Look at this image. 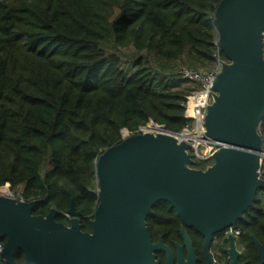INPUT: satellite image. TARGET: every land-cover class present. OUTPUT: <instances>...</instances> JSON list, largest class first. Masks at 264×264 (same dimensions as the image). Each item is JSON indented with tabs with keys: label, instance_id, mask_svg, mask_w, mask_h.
Here are the masks:
<instances>
[{
	"label": "trees",
	"instance_id": "1",
	"mask_svg": "<svg viewBox=\"0 0 264 264\" xmlns=\"http://www.w3.org/2000/svg\"><path fill=\"white\" fill-rule=\"evenodd\" d=\"M219 2L0 0V189L38 201L34 215L57 210L64 225L73 203L91 233L96 161L122 131L149 122L176 134L192 128L184 104L198 86L178 71L206 73L226 61L213 25ZM146 223L153 243L180 242L168 203ZM14 261L26 264L20 252Z\"/></svg>",
	"mask_w": 264,
	"mask_h": 264
},
{
	"label": "water",
	"instance_id": "2",
	"mask_svg": "<svg viewBox=\"0 0 264 264\" xmlns=\"http://www.w3.org/2000/svg\"><path fill=\"white\" fill-rule=\"evenodd\" d=\"M213 25L217 46L226 61L213 83L212 103L203 121V140L211 147L212 164L194 169L191 144L182 135L122 136L95 165L97 206L91 233L81 231L82 214L71 204L69 225L56 221L59 212L34 215L38 201L22 202L0 195V264H15L20 252L26 264H161L156 254L175 258L162 239L153 243L146 220L158 203H168L182 224L187 247L176 244V264H194L184 228L204 238L236 225L264 191V0H220ZM233 246L234 238L230 237ZM257 245V241L255 240Z\"/></svg>",
	"mask_w": 264,
	"mask_h": 264
},
{
	"label": "flooded vegetation",
	"instance_id": "3",
	"mask_svg": "<svg viewBox=\"0 0 264 264\" xmlns=\"http://www.w3.org/2000/svg\"><path fill=\"white\" fill-rule=\"evenodd\" d=\"M238 224L243 226V230L237 228ZM238 224L235 227L239 230L238 235H226L224 231L214 235L205 254L204 238L193 229L184 228L191 242V249L195 258L194 264H264V191L257 193L253 206L244 214L243 219ZM181 229L180 242H172L171 245H168L164 243L162 236L155 242L156 244L162 239L163 244L175 258L174 264L177 263L178 255L176 244L182 246V254L185 260L188 255L187 247L184 246L181 235ZM248 229H254L257 232V236L248 234ZM230 237L234 238L233 246ZM157 254L162 257L161 264H165L166 254L163 252Z\"/></svg>",
	"mask_w": 264,
	"mask_h": 264
},
{
	"label": "built area",
	"instance_id": "4",
	"mask_svg": "<svg viewBox=\"0 0 264 264\" xmlns=\"http://www.w3.org/2000/svg\"><path fill=\"white\" fill-rule=\"evenodd\" d=\"M261 41L264 48V33L262 34ZM221 63L222 61H218L215 69L206 73L197 72L187 68H184L179 72L181 78L186 79L198 86V90L196 92L186 97L184 104V120L190 125L192 123V128L190 130H184L182 133H178L182 135L181 138H179L180 140L191 144L192 149L188 153L193 156L194 161H211V147L207 146L206 141L203 140V136L205 134L203 121L206 114V108L212 103V87L215 77L220 71ZM162 130L165 129L154 124L153 122H149L146 126L140 127L136 134H157ZM201 148H204V150H201ZM259 176L262 177V171L259 172ZM7 196L14 199L12 193H8ZM224 232L226 235L239 234V230L234 227H230ZM1 248L2 245L0 244V251Z\"/></svg>",
	"mask_w": 264,
	"mask_h": 264
},
{
	"label": "rangeland",
	"instance_id": "5",
	"mask_svg": "<svg viewBox=\"0 0 264 264\" xmlns=\"http://www.w3.org/2000/svg\"><path fill=\"white\" fill-rule=\"evenodd\" d=\"M180 69L182 70V68H180ZM181 70H179L178 73H179ZM176 73H177V72H176ZM191 125H192V123H191ZM125 135L127 136L128 134L126 133ZM129 135H131V134L129 133ZM122 136H124V133H123V132H122ZM124 137H125V136H124ZM192 138H193V137H192ZM201 150H204V148H201ZM211 164H212V161L207 162V165H211ZM263 168H264V167H263ZM8 193H12L8 187H3V188L0 189V195H2V196H7Z\"/></svg>",
	"mask_w": 264,
	"mask_h": 264
},
{
	"label": "bare ground",
	"instance_id": "6",
	"mask_svg": "<svg viewBox=\"0 0 264 264\" xmlns=\"http://www.w3.org/2000/svg\"><path fill=\"white\" fill-rule=\"evenodd\" d=\"M124 133V136H126L125 134H126V132H123ZM193 139H195V138H193Z\"/></svg>",
	"mask_w": 264,
	"mask_h": 264
}]
</instances>
